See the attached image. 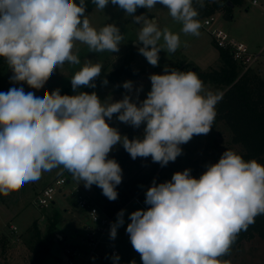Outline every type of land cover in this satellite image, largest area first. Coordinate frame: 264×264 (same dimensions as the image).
I'll return each instance as SVG.
<instances>
[{"label": "clouds", "instance_id": "9594fccd", "mask_svg": "<svg viewBox=\"0 0 264 264\" xmlns=\"http://www.w3.org/2000/svg\"><path fill=\"white\" fill-rule=\"evenodd\" d=\"M109 2L141 26L136 41L143 46L138 52L154 67L162 50L174 53L180 47V35L161 30L145 14L135 15L138 8L163 5L182 24L184 34H200L193 0H92L99 10ZM199 6H204L202 0ZM86 7L85 0H0V57L12 69L11 81L42 89L55 69L66 62L80 64L73 53L76 42L94 53L118 52L123 33L111 23L99 30L91 26ZM101 72L100 63H86L71 78L73 92L95 88ZM149 79L145 99H139L140 86L134 100L133 82L125 81L127 93L110 103L102 102L96 92L61 95L55 89L46 90L42 98L23 87L0 92V195L8 196L38 181L44 172L63 167L86 189L96 185L115 201L122 168L109 153L118 144L132 159L151 157L162 167L174 162L182 154L181 145L209 133L222 96L207 91L194 71L165 66L163 74ZM102 83L107 85V79ZM114 114L134 128L145 125L142 138L130 140L110 126L107 121ZM190 173L185 169L170 181H154L146 191L150 207L130 214L126 232L143 264H230L219 258L228 255L239 233L264 214V165L255 159L246 161L226 150L199 178ZM123 217L121 210L111 226L113 240Z\"/></svg>", "mask_w": 264, "mask_h": 264}, {"label": "rangeland", "instance_id": "374dc122", "mask_svg": "<svg viewBox=\"0 0 264 264\" xmlns=\"http://www.w3.org/2000/svg\"><path fill=\"white\" fill-rule=\"evenodd\" d=\"M214 1L216 0H209V3L213 4ZM258 1V4H252L251 0H240L230 9L229 15H226L221 8H217L210 14L199 17V19L196 18L201 24L198 36L184 34L181 31L182 24L175 21L163 5L157 4L154 8L147 10L138 8L135 15L145 14L149 19H154L161 30L168 28L180 35V47L174 53L162 50L159 53V64L155 67L147 62L146 58L138 52L140 47L135 45L141 26L135 24L132 17L128 16L118 6L112 5L111 2L104 10H99L95 5L92 9L86 10L87 18L91 26L97 30L109 23L115 24L120 29L124 39L118 52L94 53L89 51L86 44L76 42L73 53L78 55L80 64L73 65L66 62L63 66L55 69L40 90L32 89L23 82L14 83L11 81L13 72L6 62L0 70V92H7L12 87H23L25 92H34L41 98L46 90L51 92L60 89L61 95H63L71 85V78L86 63H100L102 65L101 75L102 73H110L125 63L129 65L130 70L140 71V73L133 76L122 75L119 84L108 82L107 85L103 84L88 90H78L72 95L80 91L96 92L102 102L110 103L111 100H121L127 93V90L122 86L123 83L132 81L134 85L133 99L136 98V89L142 86L139 99L143 100L151 90L150 75L163 74L165 66L179 69L186 66L187 63H192L206 71L221 67L222 60L217 48L219 46L207 28L202 25L203 19L211 14L216 18L214 22L216 26L228 31L231 35L237 36L238 40L248 43L251 49L263 50L264 54V0ZM76 3L79 4V0H76ZM193 3L196 7L195 0ZM160 43L162 44L163 41ZM204 85L207 91L222 93L220 87L214 83L205 82ZM107 122L110 126L117 128L122 136L126 135L130 127V125L120 122L116 118V114ZM144 127L145 125H141L140 130ZM121 146L122 144L116 145L109 154L117 153ZM181 147L182 154L174 162L170 161L163 167L158 165L156 172H152L150 166L146 167L139 174L149 177L148 182L141 189L144 195L154 181L156 184L170 181L175 172H182L185 169H190V174L199 178L206 171V165L218 162L226 150L234 152L242 150L238 144L232 142L230 129L222 121L213 123L208 134L195 135ZM62 175L67 176L69 181L61 191L56 193L55 201L47 206L37 204L36 197L40 189ZM128 178L129 175L122 172V180ZM77 185L82 188L81 191L85 192L91 191L93 187L92 185L90 189H86L83 182L77 181L63 167H57L44 172L38 181L26 183L8 196L0 195V264H32L36 250L42 247L39 238L48 232L51 217L56 213L60 219L51 236L52 250L45 256L42 264H55L57 256L60 255L65 245L75 243L78 240L81 241L86 233L84 224L88 221V217L81 213L76 204L77 198L72 197ZM95 196L93 197L96 198ZM138 209L147 210L140 199L138 200L137 196H134L114 214L112 224L116 222L117 214L124 210V224L117 228V236L114 240L110 238L112 225L108 227L96 249L102 258L94 255L90 264H132L133 261L138 264L142 262L140 254L134 250L129 234L126 232L127 225L130 223V214ZM13 225L16 229H13ZM36 226L41 231L39 236L36 234ZM59 236L64 238L60 239ZM115 248L120 252L112 255V250ZM115 256H119L118 262L114 260ZM219 259L221 261L228 260L230 264H264V237L256 235L252 239H244L238 245L233 244L229 254Z\"/></svg>", "mask_w": 264, "mask_h": 264}, {"label": "trees", "instance_id": "16d2710c", "mask_svg": "<svg viewBox=\"0 0 264 264\" xmlns=\"http://www.w3.org/2000/svg\"><path fill=\"white\" fill-rule=\"evenodd\" d=\"M86 10L92 9L95 4L92 0H87ZM201 1L195 0V6L198 11L196 18L212 13L217 8H221L226 15L235 4L240 0H216L213 4L209 0L202 1L203 7H200ZM140 9V8H139ZM217 47V46H216ZM221 61V67L214 70H201L192 63H187L186 66L179 68L180 71H194L199 78L205 82H211L220 87L222 90V99L216 105V117L213 123L222 121L231 132V140L238 144L242 150L235 151L240 154L246 161L255 159L257 162L264 165V76L256 70L248 69L243 71L232 53L225 48L217 47ZM6 60L0 57V70L3 68ZM140 71H132L128 64H123L110 73H102L96 78V86H102V81L106 78L108 82L115 84L120 83L122 75L133 76L139 74ZM88 90L89 87H81L78 90ZM72 84L67 88L63 95H72ZM143 130L130 126L126 135L130 140L143 136ZM109 158L115 159L122 168V172H126L129 178L122 180L117 186L118 198L115 201H110L102 194V189L93 185L96 192L95 201L99 203L103 209L110 215H113L125 206L131 198L137 196L140 201L145 203L146 195L141 192L142 187L148 182L149 177L139 175L144 168L151 167L152 172H156L158 165L153 162L151 157L132 159L130 154L121 146L120 150L115 154H109ZM138 199V200H139ZM58 213L51 217L48 232L39 238L41 248L35 252V257L32 264H42L45 256L50 253L52 243V233L55 231L59 221ZM36 234L40 232L35 227ZM256 235L264 237V214L255 217V223L250 225L246 231H241L233 244H240L244 239H252ZM57 260V258H56ZM143 264V262L138 263Z\"/></svg>", "mask_w": 264, "mask_h": 264}, {"label": "built area", "instance_id": "2783aa9c", "mask_svg": "<svg viewBox=\"0 0 264 264\" xmlns=\"http://www.w3.org/2000/svg\"><path fill=\"white\" fill-rule=\"evenodd\" d=\"M251 1L252 4L259 3L258 0ZM215 21L216 18L212 14L206 16L202 21V25L211 33L215 43L219 47L228 49L232 53L234 60L241 65L243 71L253 69L264 76V54L262 50H250L246 43L236 39L229 35L227 31L216 26L214 24ZM68 181V177L62 175L55 181L48 183L37 193L36 203L40 206H47L51 204V202L53 203L56 193L61 191ZM81 189L82 188L77 185L75 191H73V196L77 198L76 204L79 209L85 212L88 217V221L84 226L86 232L85 236L80 242L65 245L60 255L57 256L55 264H90L94 255L102 258L96 249L101 242L103 234H105L108 227L112 225L114 216L106 212V210L95 201L93 196L87 194L83 190L81 191ZM12 227L16 229L14 225ZM59 237L60 239L64 238L63 236ZM119 252L120 251L115 248L112 250V255H116Z\"/></svg>", "mask_w": 264, "mask_h": 264}, {"label": "crops", "instance_id": "0c3cea01", "mask_svg": "<svg viewBox=\"0 0 264 264\" xmlns=\"http://www.w3.org/2000/svg\"><path fill=\"white\" fill-rule=\"evenodd\" d=\"M227 32H228V31H227ZM228 33H229V32H228ZM229 35H231V34L229 33ZM231 36H235V35H231ZM235 38H237V36H235ZM237 39H238V38H237ZM246 44L248 45V43H246ZM248 47L250 48V50H253V49H251V46L248 45ZM253 51H255V50H253ZM256 51H257V50H256ZM262 52H263V50H262ZM221 92H222V90H221ZM46 185H47V184H46ZM46 185H45V186H46ZM43 187H44V186H43ZM43 187H42V188H43ZM86 193L89 194V195H91V196H95V195H96V192L94 191L93 187L91 188V191H87ZM94 194H95V195H94ZM72 197H73V193H72ZM81 213H82V214H86V213L83 212V211H81ZM85 224H86V223H85ZM85 224H84V226H85ZM82 239H83V237L81 238V240H82ZM76 242H80V240L75 241V243H76Z\"/></svg>", "mask_w": 264, "mask_h": 264}, {"label": "water", "instance_id": "95a60500", "mask_svg": "<svg viewBox=\"0 0 264 264\" xmlns=\"http://www.w3.org/2000/svg\"><path fill=\"white\" fill-rule=\"evenodd\" d=\"M135 45L141 47V45H140L139 43H137V42H135ZM148 207H150V205H147V206H146V208H148Z\"/></svg>", "mask_w": 264, "mask_h": 264}]
</instances>
